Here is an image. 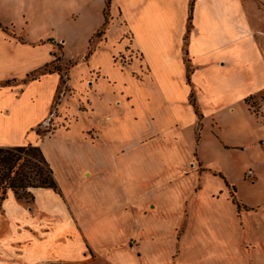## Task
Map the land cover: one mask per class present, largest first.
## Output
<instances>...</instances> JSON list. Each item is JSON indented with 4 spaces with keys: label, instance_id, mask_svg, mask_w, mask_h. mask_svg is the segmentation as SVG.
I'll use <instances>...</instances> for the list:
<instances>
[{
    "label": "crops",
    "instance_id": "0c3cea01",
    "mask_svg": "<svg viewBox=\"0 0 264 264\" xmlns=\"http://www.w3.org/2000/svg\"><path fill=\"white\" fill-rule=\"evenodd\" d=\"M105 8L103 0L88 47ZM263 24L264 0H112L79 87V63L69 69L87 110L70 112L68 126L48 138L63 135L64 165L48 157V139L23 143L24 122L9 104L30 83L61 74L24 83L49 59L19 75L24 44L0 28V146H39L60 189H32L33 203L8 195L0 264H239L244 246L264 258V199L239 200L225 163L250 162L258 176L251 185L264 181V121L248 103L264 95ZM107 46L103 69L96 60ZM128 46L131 63H116ZM82 115L91 124L75 135ZM124 122L133 124L130 135ZM234 198L252 210H239Z\"/></svg>",
    "mask_w": 264,
    "mask_h": 264
},
{
    "label": "rangeland",
    "instance_id": "374dc122",
    "mask_svg": "<svg viewBox=\"0 0 264 264\" xmlns=\"http://www.w3.org/2000/svg\"><path fill=\"white\" fill-rule=\"evenodd\" d=\"M102 9L103 0H0V24L6 27V33L11 40L24 44V57L21 54L24 60L18 74L24 75L25 78L31 68L47 62L48 59L47 63L55 62L56 66H62L61 76L43 77L39 81L30 83L27 88L24 86L26 89H24L19 103L16 101H14L16 104L13 101L9 103L13 109L16 108V112H19L21 120L24 122V135L21 137L24 138L23 143L32 140L34 144L43 145L52 136V132L55 133L57 129L68 126L70 112L75 114L74 118L78 112L85 113L87 110L84 89L77 90L72 84L79 87L81 75L85 74L87 70L88 63L83 61H85L88 39L94 28L101 22ZM72 14L79 15V18L74 21L71 19ZM75 17L76 15H74ZM100 39L102 38L95 37L94 48L100 43ZM50 47L53 50L49 55L48 48ZM110 52L111 50L107 46L100 52V57L96 60L103 69L109 67ZM131 53L130 46H128L124 52L115 57V62L131 63ZM73 61L79 64L72 73L71 84L69 63ZM5 84L3 83V85ZM55 93L50 110L51 98ZM263 102L264 95L250 100L248 98L250 108L259 115L262 122L264 116L260 111ZM48 113L49 115H47ZM43 118H45L43 122L34 126L37 121ZM90 124L91 119L87 115L80 116L79 121L71 128L73 134L82 132ZM132 125V122L130 124L124 122L119 126L123 133L131 129L128 132L130 135ZM30 128L31 130H29ZM62 136L55 134L44 143V150L56 165L63 164L66 160L65 158L63 160L59 155V151L64 145ZM236 158L232 157L231 161L225 160V163L228 164L227 170L232 177L238 180V183L234 184L238 188V199L260 205L264 199V181L257 185H251V183H256L257 175L254 180L248 179L246 176L244 181L239 180L243 170L251 168L255 171L256 168L250 162L237 164ZM65 174V170H61L58 174L61 180H65ZM20 201L24 203V200ZM243 208L247 211L252 210L247 206H242ZM7 224L2 212L0 214V238L7 232ZM132 235L137 238L136 233H132ZM163 236L164 239H173L169 232L164 233ZM238 250L244 252L243 256L239 258V264H264V258L260 253H254L248 248L246 249V246L242 250L240 248Z\"/></svg>",
    "mask_w": 264,
    "mask_h": 264
},
{
    "label": "trees",
    "instance_id": "16d2710c",
    "mask_svg": "<svg viewBox=\"0 0 264 264\" xmlns=\"http://www.w3.org/2000/svg\"><path fill=\"white\" fill-rule=\"evenodd\" d=\"M112 0H106L104 10L105 23L91 38L88 53L85 56L88 59L94 51L95 37H102L110 24V7ZM193 18V5L191 7L190 23ZM5 32L6 27L0 24ZM77 62H70L69 67H73ZM50 73H62V66L55 65V62L46 64L42 68L32 72L25 82L39 79L41 76ZM189 82L191 81V68L188 65ZM252 99V98H250ZM249 99V100H250ZM191 101L195 105L194 95H191ZM196 106V105H195ZM47 188L59 192V185L55 178L54 171L47 161L42 149L39 146L28 144L21 146H0V214L3 212V205L10 193H13L18 200H25L27 203L34 202L32 189ZM234 192H235V188ZM239 210L242 205L234 198ZM245 207V206H243ZM248 209V208H246Z\"/></svg>",
    "mask_w": 264,
    "mask_h": 264
},
{
    "label": "built area",
    "instance_id": "2783aa9c",
    "mask_svg": "<svg viewBox=\"0 0 264 264\" xmlns=\"http://www.w3.org/2000/svg\"><path fill=\"white\" fill-rule=\"evenodd\" d=\"M256 175H257V174L255 173V171L252 170V169H250V170H248L247 173H246V178L251 179V180H254L255 177H256Z\"/></svg>",
    "mask_w": 264,
    "mask_h": 264
}]
</instances>
